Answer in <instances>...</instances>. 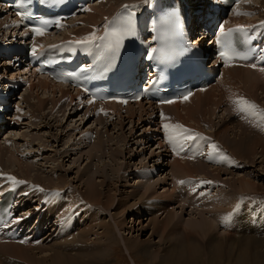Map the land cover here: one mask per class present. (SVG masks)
<instances>
[{"label":"bare ground","instance_id":"bare-ground-1","mask_svg":"<svg viewBox=\"0 0 264 264\" xmlns=\"http://www.w3.org/2000/svg\"><path fill=\"white\" fill-rule=\"evenodd\" d=\"M127 1H135V0H104V1H101L91 6L90 9L87 10L85 17H83L82 15L83 19L80 18L82 22L81 25H84V27L78 25L75 27V29H69L68 35H70L71 37H75V36L84 35L86 33H89L91 29L95 28L99 20H102L105 16L114 13L117 8H119L121 5H123L124 2H127ZM199 1H202V0H199ZM254 1L256 0H250V4H252V2ZM260 1L264 6V0H260ZM263 6L259 8L262 9V11L264 12ZM254 9L257 10V7H255ZM238 17L239 16L236 15L233 19L236 20ZM259 18H264V16L260 15ZM78 19L79 18L72 20L71 23L74 24ZM0 25H2L1 22H0ZM64 27H69V26L64 25ZM69 31H72L73 36L71 35V32ZM198 39L203 40V38L201 39L198 38ZM220 78H221L220 82L211 86L206 91H197L193 93L190 96L189 100L174 102V104L167 105V106H161L162 109L167 110L163 112L164 117H167V119H164V121H167L169 124H175V122L183 121L190 125L192 124V126L196 128L197 131H201L203 130L202 129L203 127L201 126L202 124L200 123L202 120L203 124L207 123L208 127H210L211 129L213 128L212 129L213 134L211 133H208V134L209 135L211 134L210 136L214 135L217 137L216 138L217 145L219 146L218 149H222L225 153H228L231 157L230 161L234 163V165L240 166V167L242 166L243 168L242 170H246V171L251 170L253 167H258L260 165L262 168L260 173H263L261 175L264 176V137L261 136V132H264V129L258 127L256 124L255 125L252 124L251 121H249L248 118H246L243 113L234 112V110L237 108V107L235 108L236 104L234 103V101L241 97L245 99L244 96L248 94H249L248 96L254 98L255 102L261 104V106H258V105L257 106L260 107L262 110H264V93H261L260 95H258V93L256 94L254 92H251L252 88L256 89L257 87H260L261 79H264V72H258L256 70H249V69L239 67V66L224 67L222 69ZM34 80H37V81H34ZM34 80H31L29 87H27L23 92L24 99H23L22 105L24 106L25 109L31 111V114L26 116V120L29 119L28 123H31L32 125H34L38 123V122L36 123V120L43 119V117L46 118L47 114H44L45 111H48L47 112L49 113L48 115H51L53 112L54 114L57 112H60L62 113V116L64 119L68 111L74 112L71 115H75V112H78L79 109L81 108L80 103L75 102L76 98H74V96L72 95V91L69 87L65 85L55 84L51 82L49 79H47L46 77L45 78L37 77ZM221 84L223 85L225 84L224 87L226 86L225 87L226 89H220L219 86H221ZM218 89H219L218 91L219 93L217 95L212 94V91H215ZM38 90H42L44 94L47 95V97L40 98L37 93L35 95L34 91L38 92ZM56 93L60 94L58 99L55 98ZM50 96H52V98H49ZM223 99L230 100V103L233 104V107L231 106L228 107V110L230 109L231 111L229 112L231 113H228L226 116L224 115V117L220 118L216 111L221 106H223L221 112L228 111L226 106H224ZM46 100L48 102H46ZM67 100H70V101L67 102ZM145 105L146 104L142 102L141 104H127L126 108H122V107H119L118 105H114L110 103V105L108 106L109 107L111 106L113 111L109 115L106 116V121H105L107 122L106 124H104V122L99 117V114L97 112L98 107L95 103L87 107L89 111L87 112L88 113L93 112V115L96 117V120L99 121L100 125H104L103 129H105V134H107V140L105 141L102 140L103 134L97 137L96 142L92 146V149L89 150L88 152L89 153L88 158L92 160V158L96 156L95 155L96 153L95 154L93 153L96 150L101 151L103 146L107 145V144L105 145V143H108L109 145V143L115 142V144L118 145V143L121 142L123 146L125 144H128V140L130 139L126 136L124 132V129L126 125L128 124H130L132 128H135L133 126L139 125L140 122L149 123L152 126H156L157 130L154 132L155 134L154 139L155 140L157 139L159 141L158 142L159 146L162 145V141L159 137V130L157 127V122L155 121V118H153L154 107L151 106L150 104H149L150 105L149 107ZM228 105H229V102H228ZM180 107H182V110H180ZM228 116L232 118L239 116V118L237 119H240V120H237L238 123L236 122L235 126L233 125V123L231 124L234 127L231 128L230 130H227L225 126L229 122ZM259 117L260 115H258V117L252 116L254 121L256 120V118L258 120ZM136 118L139 119L138 122ZM224 118H228V119L226 120ZM216 119L217 120L219 119L217 123L215 122ZM56 120L57 119H54L52 120V122L55 121V123L57 124ZM114 122H115V127L121 133V137L117 139L116 141L113 136L108 135V133L106 132L107 126L109 124L114 125ZM51 124L52 123L50 122L48 123L49 128ZM17 126L19 125L14 124V127H11L10 130H13ZM24 126H27L26 123L24 124ZM39 128L40 127H38V129ZM212 139H213V136H212ZM17 140L18 139H15V141ZM15 141H13V144H15L16 146ZM3 142L4 141L0 142V170L7 171L9 168H11L12 163H15L12 166L16 165L17 171L14 169L15 172H13L11 175L20 176L26 179L27 181H29L30 184L32 182L39 183L45 189L52 188V187L62 188V189L65 188V183H66L65 175L61 174V176L59 175L57 176L56 175L57 173L55 172L56 171L55 170L54 173H52L53 175L51 174L49 175H51V177L53 178H56L57 181L56 179L54 180L53 178L48 177L47 175H45L46 174L45 171L43 172L42 167L40 169H35V166L39 164V159L35 160L37 161V163L33 161L31 162L29 160L28 162H24L23 158H20L18 156V155L23 154L21 153V150L19 149L16 150V153L17 154L19 153L18 155L13 151L11 153L8 147L5 144H3ZM31 142L32 141H30V143ZM108 147L109 146H107V148ZM76 148H79V147H76ZM118 148L112 150L111 151L112 153H110L113 165H114V162L117 165V166L115 165L110 166V168L112 169L111 170L112 175L111 174L109 175H111L113 178L108 177L107 172L101 167L100 168L96 167V171L93 173L91 169L87 168L90 175H88L87 178L84 179V181L85 180L86 181L84 183L85 190L83 191V193L77 190V192H74L73 194L74 195L73 202H70L69 204H67L68 202L57 204V206H59L57 208L59 209V211H61V214L59 215L57 214L59 216L57 217V221L58 223H61V227L66 225V222H69L68 220L73 221L72 217H70L72 219L68 218L70 215L69 212H71L70 209L74 208L73 206L77 207V212L82 210L79 216H82L83 214L86 215V213L89 212L87 214L88 219L86 223L84 224L86 227L83 230H81V232H79L78 235H74V237H71V238L69 237L71 235L70 233L76 227V225L73 226L69 222V228L64 229V231H62V233H58L59 236H57V239L60 240L61 239L60 235L61 234L64 235L65 237L64 243L61 244L62 242L61 240H63L61 239L60 240L61 242H59V246L56 244H52L51 247L49 248L47 247L48 248L47 250L49 252L47 250H46L47 253L41 252L42 254H45V255H41L39 252L29 253V251H31L30 249H23V248H20L19 246H15L14 243H5V242L0 244L1 246L0 250L3 249V251L6 254L4 255L7 256V253H8L11 256L10 252L11 253L22 252L23 254L22 253L21 254L24 258L21 257V259L23 260L26 259L25 261L27 262L28 256L31 258V256H34L36 253H39L38 257L36 256V258H33L34 262L33 261L30 262V258H29L30 264L31 263L32 264H108L107 259H108V256L111 255L110 251L113 250L114 245L116 246L117 243L121 242L123 243L122 245H124V248L126 249V251H128V253H130L131 256L136 255L140 258H145L148 261H150L151 264H201L203 262H207V264H214L216 262H221L219 256L220 254H222L224 246L222 244L206 246V244L210 243L212 240L214 241V239L217 237H221L222 239L224 238L225 240H228L232 243H237V244L242 243L246 245L247 247H249L248 256L244 252L242 253L243 256H246V258H244L243 260L246 264L248 261L249 263L251 262L252 264H264V218L260 220L258 219L255 224H246L245 222L246 221L250 222V220L244 219L241 221H234L232 222L231 225H225V220H224V218L231 213L232 209H234L237 206L236 203L238 202L239 198H240L239 205L242 203L243 200H247V201L254 200L255 195H256L255 192L258 189L257 188L258 182L253 180L251 177V175H253V173L251 174V172L253 171L249 173L247 171L248 174L243 175V176H238V177L234 176L235 174L231 175L232 176L231 179L228 180L226 183L228 184V187H229V189L227 190V189H223L224 184L221 183V179L219 180V177H220L221 171L228 172L229 170L227 168H224V170L222 168L220 170L219 169L209 170V167H208L209 165L205 164L204 166L202 164V162L205 160H200L199 163L196 165H194L195 163L193 162L191 163L188 161H183L181 163L175 162V164L173 165V168L171 170L169 169L170 170L169 173L172 172L173 173L172 177L174 176L175 179L177 177L181 178L182 176L201 175L202 173H204L203 175H205L207 173V174H210V176L212 175L211 176L212 180H216V178H218L217 182L220 181V183L218 184H221V187H223V188L219 187V189L221 188L220 190H217L219 193L216 192L215 195H213L212 197L211 196L207 197L206 200L205 198H202V199L196 198L195 195L192 196L191 197L192 203L189 206V208L191 207L192 209H190L187 215L190 218H186L183 216L184 214L183 212H185L186 208L185 209L182 208V211H178V210L176 212L173 211V206L176 202H177V205H176L177 209L178 208L180 209L182 207V203H184L185 205V203H187L189 200H185L183 198L181 202H179V198L175 195L173 196V193L170 192V189L168 188H166L168 190L161 192L163 194L161 197H159L160 200L158 198L159 201H153L151 199L155 191L154 189L158 187L157 186L158 182L162 183L164 187H165V184L169 183V182L166 183L165 176L164 178L158 179V181L156 182L152 181L153 180L152 175L156 173L157 169L149 170L147 174H143L142 172L141 182H140L141 185L137 184L138 188L140 189V191L142 190V192H132L127 195L128 197L132 196V198L133 197L137 198V195L139 194L140 197L137 200V202L135 201L136 203L134 204L130 203L131 204L130 205L128 203L129 198L126 196L122 198L121 201H119L116 207L114 208L116 210L117 208L122 209L123 211L121 214L132 210L130 212L133 214V216H136V214L138 213L142 214V212H145V213L149 212L150 213L149 215H153V214H156L161 209L168 211L167 216H166L167 219L160 221V223H162L161 225H159L160 227L154 226L153 233H156L158 230L161 231V229L164 232L165 230H168L167 229L168 227H171L174 232V229L175 228L177 229V227H180L178 225L179 224L181 225L182 223L183 225L182 230L181 228L179 231L177 230V236L179 233L180 234L179 236L182 239L181 245L176 244L177 243L176 242L175 246H169L168 250H165L166 253L160 254L161 252L160 250L158 251L156 249L152 251V249H154L153 247H150L147 245L140 246L139 239H130L127 242L125 241V239L122 238V236H120V239L116 238L114 236L115 234L112 233L113 226L111 222L110 223L103 222L102 218L96 215V213L93 211L94 209L99 207V209H102L101 211L105 213H109L111 208L113 207V204H114L113 202L115 200L116 192L118 190V187H116L115 183L118 182L117 180L122 178L120 177L122 174L118 172L119 165L117 161L119 160L118 159L119 155H121V158L124 159V153H125L122 150V147L119 146ZM163 148H164L163 151L165 152L167 149H165V147ZM104 149L105 147L103 148V151ZM72 151L75 152V150H72ZM37 152L40 153V155L42 154L41 149H38ZM69 152H70L69 149L67 150L64 149L63 152L61 151L60 153L56 152V154H61L63 156L64 154H67ZM161 153L162 151L160 152V155L158 156L159 159L157 160L159 163L161 162V159L163 157L162 156L163 153L162 154ZM28 154L31 155L30 158L36 157L33 153H28ZM153 162L154 161H152V163ZM255 162H258V164H256ZM159 163H158V166H156V164L154 165L156 167H159ZM61 166L62 165L59 166L58 170L61 168ZM145 170H148V169L146 168ZM175 173L177 174L175 175ZM229 173H235V172L230 171ZM97 174L100 175V179H101L100 182L96 181ZM207 174H206V177H207ZM213 176L215 179L212 178ZM167 180H169V178H167ZM108 181H110V184ZM55 182H58V183L56 184ZM113 187L115 189V194L106 195V191L113 190ZM37 192H34V193H37ZM161 193L159 192V195H161ZM103 196L106 198V199L104 198L105 200L102 199ZM81 200H85L86 202L83 204L82 202H80ZM139 201L140 202L142 201L141 204L136 206L139 203ZM92 206H94L95 208ZM171 208H172V212H169ZM56 210L55 208L52 209L54 214H56L55 213ZM93 213L95 214L93 215ZM121 214L120 216H122ZM72 215L73 214H71L70 216ZM116 215L114 214L112 218L114 221V226L117 228V232H120L119 231L121 227L120 223H123L124 220L123 222L121 221V219L118 221L116 219ZM232 217H234L235 219L237 216L235 215ZM59 220H63V221L61 222ZM116 220L120 222L119 225H118V222H116ZM73 223L76 224L75 222ZM223 225H225L228 230L218 229L220 226H223ZM96 228L98 229V232L101 234L92 232ZM50 230L54 231L53 228H49L46 231V233L44 231L45 234L44 233L42 234L41 237L44 239V241L49 235H51V232H49ZM94 234L98 236L94 239L95 243L94 244L88 243L90 239L91 240L93 239V238L88 239V235H92L93 237ZM98 234L104 238L100 237L102 238L100 239ZM174 234H172L173 239L175 238ZM171 240L172 239H170V241ZM101 242L102 244L99 245ZM18 245H21V244H18ZM91 245L95 246L96 248L93 247L90 249ZM25 246L26 248L31 247V245H25ZM176 246H179V247H176ZM74 250H77L78 252L72 253ZM159 256L161 257L159 258ZM134 264H136L135 261H134Z\"/></svg>","mask_w":264,"mask_h":264},{"label":"rangeland","instance_id":"rangeland-1","mask_svg":"<svg viewBox=\"0 0 264 264\" xmlns=\"http://www.w3.org/2000/svg\"><path fill=\"white\" fill-rule=\"evenodd\" d=\"M256 1L252 2V4L249 5L250 8L247 7L248 11H251L255 7H257V10H258V9L261 8V6H263V4L261 3L260 0L259 1L256 0ZM260 15L264 16V12L262 10L260 11L259 14L255 15V17L253 19L259 18ZM83 17H85V15H83ZM80 18L83 19L82 15H81ZM80 18L78 20L81 22ZM81 24H82V22L79 24V26H81ZM197 40H199V39H197ZM260 83H261L260 87H257L256 89L252 88L251 92H254L256 94L258 93V95H260L261 93H264V79H261ZM220 89H223V87L222 88L220 87ZM258 89H259V91H258ZM218 91H219V89L215 90V91H212V94H216L217 95L219 93ZM36 93L39 95L40 98H44V97L46 98L47 97V95H45L42 90H38V92L34 91L35 95H36ZM59 96H60L59 93L55 94V98L56 99H58ZM49 98H52V96H50ZM225 100H226V102H225ZM225 100L223 99L224 106H226L227 110H228V107H230V106L233 107V104L230 103V100H228V99H225ZM233 100H235V99H233ZM69 101L70 100H67V102H69ZM46 102H48V101L46 100ZM228 102L230 103L229 105H228ZM145 106L149 107L150 105L146 104ZM236 107L237 106H235V108ZM222 108H223V106H221L216 111L220 118L224 117V115L226 116L228 113H231V112H229V111H231L230 109L228 111H222L221 112ZM180 110H182V107H180ZM87 111H88L87 107L81 106L79 111L75 112V115H71L74 112H71V111L69 112L68 111L66 113L64 119H63L62 113H60V112H57L58 114L57 113L54 114V112H53L51 115H48L49 114V113H47L48 111H45L44 114H47V116L46 115H44V116H46L47 119L44 118V117H43L44 120L43 119H38V120H36V123L37 122L38 123L34 124V125H32L31 123H28L29 119L26 120V118H25V121H23L22 123L20 122L19 126H17L16 128H14L12 130L14 134L11 135L10 139H8V140H10L12 142V145L9 146V147L7 146V147H8V149H9V151L11 153H12V151L16 153V150H18V149L21 150V153H23V154H21V155H18L19 153L18 154L16 153V154L20 158H23L24 162H28V160H29L31 162L33 161V162L37 163V161H35V160L39 159V164H37L35 166V169H40L42 167L43 172L45 171V173H46L45 175H47L48 177H51V175H53L52 173H54L55 170H56L55 172L57 173L56 174L57 176L58 175L61 176V174L65 175V182H66L65 183V187L67 188L68 185H70V189H71V191L69 190V192H68L69 193V197H68V199L66 201V203L68 202L67 204H69L70 202L74 201V199H73L74 192H77V190H79L80 192L83 193V191L85 190L84 183H85L86 180L84 181V179L87 178L88 175H90L87 168L91 169V171L93 173V172L96 171V167L97 168L101 167L102 169H104L107 172L108 177L113 178L111 176L112 175L111 174L112 173L111 172L112 169L110 168V166H114V165L117 166V165H116L115 162H114V165H113L110 153H112L111 151L116 149V148H118L119 146L122 147V150L125 152L124 153V159L121 158V155H119V157H118L119 160L117 161V163L119 165L118 172L122 174V175L120 174L121 175L120 177H122V178L119 177L120 181L117 180L118 182L115 183L116 187H118V190L116 192V197H115V200L113 202L114 203L113 207L111 208L109 213H105V212L101 211L102 209H99V207H97L93 211V212L96 213V215H98L100 218H102L103 222H105V223L106 222L107 223L111 222V224L113 226L112 233H114L115 235L114 234L113 235L116 238H118V239H120V236H122V238L125 239V241H127V242L130 239H139L140 246L147 245V246L153 247L154 249H152V251L156 250V249L158 251L160 250L161 251L160 254L166 253L165 250H168L169 246H175L176 242H177L176 244H179V245L182 244V239L179 236L180 234L178 233V236H177V230L179 231L180 228L182 230V227H183L182 223H181V225L180 224L178 225L180 227H177V229L176 228L174 229V232H173V229L171 227H168L167 229L170 232L168 230H165L163 232L162 229H161V231L158 230L156 233H153V227L154 226L155 227H160L159 225L162 224V223H160V221H163V220L167 219L166 216H167V212L168 211H166L164 209H161L156 214L152 213L153 215H149L150 214L149 212H146L147 214L145 212H142V214L138 213V214H136V216H133V214L130 212L132 210H130L129 212L127 211V212L121 214L122 211H123L122 209L117 208L118 211L116 209H114L116 207V205L118 204V202L121 201L122 198L126 197L129 193L142 192V190L140 191V189L138 188L137 184L141 185L140 184L141 175H142L141 170L144 171L146 168L148 170H147V172L144 171L143 174H147L149 170H154V169L156 170L157 169L156 173H155L156 175L155 174L152 175V179H153L152 181L156 182V181H158V179L164 178V176H165L166 183L169 182L168 183L169 185L165 184V187H164V185L162 183L158 182V184H157L158 187H156L154 189L155 191L153 190L154 194L151 197V199L153 201H159L160 200L159 197H161L162 194H163L161 192L162 191L164 192L165 190L170 189V192L173 193V196L175 195V196H177L179 198V202H181V200L183 198L185 200H189L187 203H185V205H184V203H182V207L180 209L179 208L177 209V206H176L177 202L173 206V211H175V212L177 210L178 211H182V208H184V209L186 208L185 212H183L184 213L183 216L186 217V218H190L187 215H188L190 209H192L191 207L189 208V206L192 203V201H191V197L192 196L195 195L196 198H200V199L205 198V200H206L207 197H210V196L212 197L213 195H215L216 192H218L217 190H220L223 187H224L223 189H227L228 190L229 187H228V184H226V183H227L228 180L231 179V177H232L231 175H234V174H235L234 176L238 177V176L246 175L249 172L253 171V172H251V174L253 173V175H251V177H252L253 180L258 182L257 183V188L258 189L255 192V194L257 193L260 196L261 195L264 196V179H263L264 176L261 175L263 173H260L261 170H262L261 166L259 165L258 167H253L251 170H247L248 173H247L246 170H242L243 168L238 170V169L233 168V167H228V166L234 165V163H232L230 161L231 160L230 155L228 153H225L222 149H219V151H221V153L223 155L225 154L229 158V160L224 162V164H222L220 162H213L212 159L211 160L207 159V161L206 160L203 161L202 164L204 166H205V164L209 165L208 166L209 170H214V169H219L220 170L221 168L223 170H224V168H227L229 170L228 172L221 171L219 180L221 179V183L224 184L223 187H221V184H218V183H220V181L217 182L218 178H216V180H212L211 179L212 175L210 176V174L206 173L207 174V177H206V174L203 175L204 173H202L200 176L203 175L206 178H208V179L210 178L211 179V183H210L209 187L202 188V189L199 188L200 189L199 192H197L196 194H193V195L192 194L175 193L174 192L176 190L175 181L177 179H179V178L177 177L175 179L174 176L172 177L173 173L172 172L169 173L170 170L173 168V165L175 164V162H180L181 163L183 161H188V162H191V163L193 162V163H195L194 165H196V164L199 163L200 160H203V159L195 160L194 158H190V159L181 158V157H178V156H171V154L167 150L164 152L163 151L164 150L163 147H165V145H164L163 140H161L162 141V145H160V146L158 145V142H159L158 140H156L157 142H153V141H155L154 140V136H155L154 132L157 129H156V126H152L149 123H144L143 122L144 123L143 124V123L140 122L139 125L133 126L135 128H132V126L130 124L126 125V127L124 129V132H125L126 136L130 139V140H128V144H125L123 146V144L120 142V143H118V145H116L115 142H112V140H111L112 143H109V145H108V143H105V145L106 144L107 145L103 146V148L105 147L104 151H103V148H102L101 151H98V150H96L95 152L93 151L94 152L93 154L96 153L95 154L96 156H94L92 158V160H90L88 158V156H89L88 152H89V150L92 149V146L96 142L97 137H99L100 135L103 134L102 135L103 136L102 140L105 141V140H107V134H105V129H103L104 125H100L99 121H97L96 117L93 115V112L88 113L89 111L88 112ZM29 114H31V111L27 110V113L25 114V116H27ZM182 115H183V113H182ZM99 117L104 122V124L107 123V122H105L106 121V116L102 117L99 114ZM237 118H239V116L238 117H234V118L229 117V119H231V120H229L228 118H224L226 120L228 119V121H229V122L226 121L228 123L225 125L227 130H230L231 128H233L236 125L237 120H240V119H237ZM54 119H57L56 120L57 124L55 123V121L52 122V120H54ZM136 119H137V122H138L139 119L138 118H136ZM256 120H257V118H256ZM114 121H116V120H114ZM218 121H219V119L218 120L216 119L215 122L217 123ZM49 122L52 123L50 125V128L48 126ZM25 123H26L27 126H24ZM200 123L202 125H204L202 120H201ZM232 123H233L234 126L231 125ZM38 127H40V128L38 129ZM205 127H206L205 129H207V131H208L207 133L213 134L212 133V131H213L212 129L213 128L211 129L210 127L206 126V124H205ZM88 131L96 132L95 142L94 143L92 142V144H90V145L87 144L88 143V138H87L88 136L85 135V133L88 132ZM106 132L108 133V135L113 136L115 138V141L121 137V133L115 127V122H114V125L113 124H109L107 126ZM89 135L92 136L93 134L89 133ZM261 136L264 137V132H261ZM216 138L217 137L213 135V139H215L216 143H217V139ZM15 139H18V140L15 141ZM13 141H15L16 146H15V144H13ZM30 141H32L33 143L32 142L30 143ZM79 145H81V146H79ZM107 146H109V147L107 148ZM76 147H79V148H76ZM22 148H24V149H22ZM38 149L42 150V154L43 155L42 154L40 155V153L37 152ZM64 149L65 150H67V149L70 150V152L67 153L68 155L64 154L62 156L61 154H56V152H59V153H60V151L63 152ZM118 149H120V148H118ZM72 150H75V152H73ZM161 151L163 153V154L161 153L163 157L161 159V162L159 163L157 160L159 159L158 156L160 155ZM28 153H33L36 157L35 158L34 157L30 158L31 155H29ZM23 155H25V157H23ZM28 155H29V157H28ZM152 161H154V162L152 163ZM155 161H157V162H155ZM158 163H159V167H156V166H158ZM255 163L258 164V162H255ZM14 164L15 163H12V165H14ZM154 164H156V166ZM12 165H11V168H9L6 172H9L10 174H12L13 172H15V170L17 171V166L16 165L12 166ZM60 165H62V166L58 170ZM230 171L235 172V173H229ZM254 171H256V172H254ZM61 172H63V173H61ZM49 174H51V175H49ZM109 174H111V175H109ZM176 174L177 173H175V175ZM96 176H97L96 181L100 182L101 181L100 175L97 174ZM51 178H53V177H51ZM167 178H169V180H167ZM212 178L215 179L214 176ZM255 178H257V179H255ZM53 179L55 180L56 178H53ZM56 181H57V179H56ZM108 182L110 184V181H108ZM55 183L57 184L58 182H55ZM207 184H209V183H207ZM200 187H204V186H200ZM219 187H221V188L219 189ZM166 188H168V189H166ZM138 189H139V191H138ZM106 190H107V188H106ZM35 192H37V191H35ZM159 192L161 193V195H159ZM36 194L37 193H33L32 194L34 199H35ZM107 194H111V195L115 194L114 187H113V190H107L106 191V195ZM139 197H140L139 194L137 195V198L136 197L132 198V196L128 197L129 198L128 199V203L129 204L130 203L131 204L136 203L137 200L139 199ZM104 198L105 197L103 196L102 199L105 200L106 198L105 199ZM134 198H136V199H134ZM158 198H159V200H158ZM141 202L139 201V203L136 206L141 204ZM238 203H240V198L238 199V202L236 204H238ZM57 207H59V206H57ZM57 207L55 208V210L57 209L56 211L58 212L59 209ZM72 209L73 208H71L70 211H72ZM56 211H55L56 214H54L53 211L51 209H49V211L47 212V215L56 216L57 214L58 215L61 214V211H59L58 213ZM115 212H117V213H115ZM169 212H172V208L170 209ZM75 213H73L72 216H70L71 215L70 214L69 217H68V218L72 217L73 219L72 218H70V219H72L73 222L76 223V227L70 233L71 234L69 236L70 238L74 237V235H78V233L81 232V230H83L86 227L84 224L86 223V221L88 219L87 218V214L89 212H87L86 215L83 214L82 216H79L78 218H76V214ZM95 213H93V215ZM114 214L118 215V216L116 215V219L118 221L121 219V221L123 222V220H124L123 223H120V222H118L116 220V222H118V225L120 223V225L122 227V228L120 227V229H119L120 232H117V228L114 226V221H113V218H112V216ZM120 214L122 216H120ZM58 215H57V217H59ZM111 218H112V220H111ZM59 221L62 222L63 220H59ZM245 223L246 224H255V223H252V222H249V221H246ZM220 227L218 229H220V230H223V229L224 230H228L225 225H223V227H221V228ZM66 228H69V222H66V225H64L62 227H61V223H59V229H58L59 233L64 231V229H66ZM46 231H45V233H46ZM49 232H51V235L48 236V234H47L48 237L46 238L45 241H43L44 243L39 245L38 247L37 246H34V247L31 246V247H27L26 248L25 245H18V244H14V245L15 246H19L20 248H23V249H30L31 251H29V253H31V252L32 253L39 252L41 255H45V254H42L41 252H43V253L46 252L47 253V251H48L47 249L49 247H51L52 244H56V245L59 246V242L62 241L61 242V244H62L65 241V237L64 236L60 237L61 239H63V240L60 239L61 241L56 238L57 236L55 238H52V239L49 240L50 236H52L53 231L50 230ZM92 232L93 233H95V232L99 233L97 228L94 229ZM163 233H164V235H163ZM171 233L172 234L175 233L174 234L175 235L174 239H173V235ZM90 234H91V232H90ZM99 234H101V233H99ZM170 236H172V237H170ZM96 237H98V236H96L95 234L93 235V237H92V235H88V239L89 238H93L92 240L90 239L88 243L94 244L95 243L94 239ZM100 237H102V236L99 235V238ZM102 238H104V237H102ZM102 238H100V239H102ZM170 239H172V240L170 241ZM101 244H102V242L99 245H101ZM122 244L123 243L120 242V243H117L116 246L115 245L113 246V250L110 251L111 255L108 256V259H107V263L108 264H134V261L136 262V264H151L150 261H148L145 258H140V257H138L136 255H134V256L132 255L131 256L130 253H128V251H126V249L124 248V245H122ZM218 244H222L224 246V248H223L222 254H220V256H219L221 262H216L214 264H246L243 261L244 258H246V256H243L242 253L244 252L248 256L249 247H247L246 245H244L242 243H240V244L232 243V242H230L228 240H225L224 238L222 239L221 237L215 238L214 241L212 240L210 243H207L206 246H208V245H218ZM93 247H95V246L91 245L90 249L93 248ZM176 247H179V246H176ZM0 251L2 252V253L0 252V254H1L0 255V264H2V263L3 264L4 263L5 264H20V263H22V264H30L31 261L34 262L33 258H36V256L37 257L39 256V253H36L34 255L35 257L31 256V258H30L28 256V258H27L28 261L26 262L25 261L26 259H24V260L21 259V257H23L22 256V254H23L22 252L11 253L9 251L11 256L8 253H7V256H5L6 254L3 251V249H1ZM74 252L76 253L78 251L74 250L72 253H74ZM12 256H13V258H12ZM160 257L161 256H159V258ZM29 258H30V262H29ZM2 260H3V262H2ZM23 261H25V262H23ZM201 264H207V262H203ZM247 264H252V263L251 262L249 263V261H248Z\"/></svg>","mask_w":264,"mask_h":264},{"label":"snow or ice","instance_id":"snow-or-ice-1","mask_svg":"<svg viewBox=\"0 0 264 264\" xmlns=\"http://www.w3.org/2000/svg\"><path fill=\"white\" fill-rule=\"evenodd\" d=\"M147 2V0H146ZM126 9L131 7L129 5L124 6ZM236 15H251V13H243L237 11L235 13ZM17 15L23 16L22 13H17ZM135 13H129L127 16L119 17L117 20L113 22L110 26H105L104 29V35L103 36H97L96 32L93 31L91 34L76 40L72 41L70 43H74L77 46H91L96 44L97 41H104L103 45V52L101 53L102 58L104 59V67L101 69L103 73L109 72L114 64L113 61L116 57V55L119 53L120 49L124 47L125 40L131 37L136 36V21L134 19ZM41 23L44 26H47L49 24H55L57 27H63L61 21L59 19L55 21L50 20H42ZM164 23L168 25V31L166 32V36L173 40L178 41V47L176 45H173V48L170 51H161L160 56H156L155 53H157L156 48H152L151 51L147 54L148 60H163L165 62L169 63H175L178 61L179 57L182 56L185 52H188L191 50V43L186 42L185 32H184V24L181 19V13L180 9L178 7H174L171 11H169L165 17H164ZM260 27L264 28V22H261ZM33 33H35L38 36L44 35L45 28L42 27H33L31 29ZM251 31L250 28L240 25L236 28H229L225 30L223 25L219 28V36L217 38V44L219 45V52L218 55L220 59L223 61L225 66H228L231 61L234 60H249L251 59V56L249 52L242 51L238 48V44L241 43H247L248 41L252 40L253 37L249 35V32ZM52 48L58 47L57 45H50ZM42 48V46H41ZM32 53L33 55L37 54V47L33 45L32 47ZM250 67L255 68L256 64H250ZM39 71V69H37ZM261 71H264V67L260 68ZM190 71L195 72L196 68L193 66ZM68 76L70 78H75V74L69 73ZM203 90V89H201ZM192 95V92H187L182 99L187 100L189 96ZM93 101H89V103H92ZM123 103H126V101H121ZM162 103H173L172 100H166L162 101ZM234 103L237 106V112L243 113L246 115H260L264 117V110L258 109V106L250 102L244 98H238L234 101ZM103 111V110H101ZM162 118L167 119V117L163 116V113H161ZM163 130L166 134V140L167 142L173 146V151L177 152L179 154L180 151H184V145L185 144H194L198 140H206L207 137H204L201 133L195 132L192 129L186 128L184 125L176 123V124H169L165 123L163 125ZM208 147L211 149V152L208 154V159H212V153L218 152V146L215 143H210ZM203 154V153H201ZM189 158H195L193 155ZM221 161L229 160V158L226 155H221L220 157ZM0 179H4L10 184L9 191L15 192L17 187L19 185L26 184V181L19 180L15 176L12 175H6L2 172H0ZM180 183H185V181H180ZM202 184L211 183V181H200ZM34 190H38L40 192H45L43 188H40L39 186H31ZM3 193L0 192V195ZM25 196L29 195V193L25 192ZM47 199L46 203L51 202L52 199H55L57 197L61 196L60 192H46L45 193ZM241 206L238 204L236 208L234 209V212L241 211ZM232 218V214H229L224 218L225 223L230 221ZM27 219L26 216L20 215V216H11L8 220H0V227L7 228L11 224H19L21 221ZM26 241H21V243H25Z\"/></svg>","mask_w":264,"mask_h":264}]
</instances>
